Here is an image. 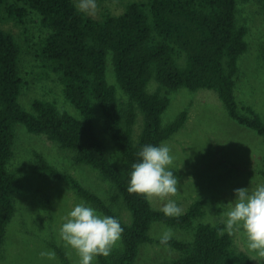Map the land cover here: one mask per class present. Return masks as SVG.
<instances>
[{
    "label": "trees",
    "instance_id": "trees-1",
    "mask_svg": "<svg viewBox=\"0 0 264 264\" xmlns=\"http://www.w3.org/2000/svg\"><path fill=\"white\" fill-rule=\"evenodd\" d=\"M22 1L41 16L43 27L49 30L39 44L43 68L58 77L79 117L46 99H34L31 111L22 107L20 46L11 32L0 27V247L16 212L17 177L9 165L14 157L15 126L22 124L30 133L47 136L71 151L76 165L94 169L119 192L131 213L130 222L74 176H62L42 155L36 158L40 173L65 179L96 211L120 222L121 245L93 264H134L140 246L154 241L149 234L153 223L189 229L203 214L198 201L181 216L167 218L149 201L126 190L131 166L139 162L138 151L149 144L159 146L187 120L188 113L183 111L173 122L163 123L172 92L213 90L232 119L264 138V118L251 107L245 115L239 108L236 79L249 48L248 30L238 25L239 0H143L128 3L121 14L107 11L100 20L79 13L74 0ZM256 1L264 11V0ZM8 2L0 0V15ZM9 12L20 18L24 8L11 6ZM110 54L127 102L119 101L117 88L108 81ZM153 83L157 85L154 90ZM98 109L103 130L117 153L97 131ZM138 112L143 114V124L136 138ZM222 228L223 223H199L192 242L170 240L182 256L169 264H254L247 253L234 247L232 236L218 234ZM53 246L64 264H73L62 247Z\"/></svg>",
    "mask_w": 264,
    "mask_h": 264
},
{
    "label": "rangeland",
    "instance_id": "rangeland-1",
    "mask_svg": "<svg viewBox=\"0 0 264 264\" xmlns=\"http://www.w3.org/2000/svg\"><path fill=\"white\" fill-rule=\"evenodd\" d=\"M74 1L77 4L78 0ZM139 1L143 0H96L97 12L91 17L100 20L107 11L121 14L128 3ZM11 6L24 8L20 18L10 14ZM237 19L239 26L247 28L249 42L248 51L240 60L236 79L240 112L248 114L247 109L251 107L264 118V11L256 0H239ZM0 27L11 32L20 46L23 87L19 101L22 107L31 111L34 99H46L55 101L62 111L79 117L78 111L66 100L58 77L43 68L39 44L49 30L43 27L41 16L27 8L22 0H9L1 12ZM107 76L110 85L117 88L119 101L127 102L128 96L117 83L111 54ZM151 87L154 90L157 85L153 83ZM170 96L171 103L163 115L164 124L173 122L183 111L188 113L184 126L163 142L170 147L174 157L169 170L178 179V193L170 199L182 208L183 213L193 203L201 201L203 214L189 229L161 221L153 223L149 234L154 241L140 246L134 264H169L177 260L182 256L180 250L170 242L167 250L159 245L158 238L165 229L172 230L171 240L192 242L199 223H222L228 210L226 205L236 198L235 190L249 188L251 191L264 184V138L232 119L215 91L182 88ZM97 121L99 135L111 151L117 153V147L103 130L99 109ZM142 124L143 114L138 112L136 138ZM15 132L14 157L9 169L17 177L18 189L14 193L16 212L0 247V264H64L53 245L62 247L71 262L77 264V257L63 247L58 233L65 222L64 217L77 204L90 205L65 179L40 173L36 161L38 155L46 158L62 176H74L83 186L109 201L125 222H130L131 213L124 206L119 192L94 169L76 165L71 151L62 149L47 136L30 133L22 124H16ZM165 202L154 200L150 203L154 210H160ZM232 238L234 247L247 253L239 233ZM120 245L121 242L117 246ZM46 250L55 251L56 259H42L40 253Z\"/></svg>",
    "mask_w": 264,
    "mask_h": 264
},
{
    "label": "clouds",
    "instance_id": "clouds-1",
    "mask_svg": "<svg viewBox=\"0 0 264 264\" xmlns=\"http://www.w3.org/2000/svg\"><path fill=\"white\" fill-rule=\"evenodd\" d=\"M97 8L96 0H78L76 4L77 11L86 16H95ZM137 156L139 162L132 164L129 173L128 194L149 202L166 201L160 209L163 215L167 218L181 216L182 208L170 199L178 193V179L169 170L174 160L170 147L163 142L159 146L145 145ZM235 197L226 205L228 210L224 213L223 228L218 234L232 236L239 233L250 259L260 264L264 262V184L251 191L249 188L237 189ZM64 220L58 240L75 254L77 264H93L97 257L107 258L121 242L123 228L120 222L98 213L83 202L77 204ZM172 237V230L165 229L158 238L159 245L167 250ZM40 257L55 260L56 252L42 251Z\"/></svg>",
    "mask_w": 264,
    "mask_h": 264
}]
</instances>
